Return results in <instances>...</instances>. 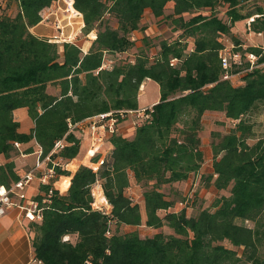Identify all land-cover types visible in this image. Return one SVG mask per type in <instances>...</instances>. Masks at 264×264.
Wrapping results in <instances>:
<instances>
[{
  "label": "trees",
  "instance_id": "obj_1",
  "mask_svg": "<svg viewBox=\"0 0 264 264\" xmlns=\"http://www.w3.org/2000/svg\"><path fill=\"white\" fill-rule=\"evenodd\" d=\"M54 1L16 0L13 15L6 6L0 13L1 185L9 187L22 174L11 159L20 154L14 141L32 143L21 148L25 154L37 143L45 156L69 123L108 112L118 120L120 110L138 109L146 79L158 84L159 100L130 138L110 135L112 149L96 170L80 164L70 174L55 167L59 175L71 176L64 192L51 186L53 180L39 184L35 199L42 207L41 220L28 225L34 257L42 264H264V136L255 138L246 118L264 103V72L253 70L234 85L221 79L218 58L237 20L257 15L250 27L264 32V0L247 12L241 7L249 0H73L82 32L95 31L87 52L76 42L54 43L30 31L40 22V11ZM169 3L179 34L162 40L152 59L143 54L121 58L135 44L130 34L140 29L145 10L162 18ZM216 6L225 9L224 18ZM114 54L120 58L108 67L106 56ZM18 108H25L33 121L28 133L19 130L14 118ZM209 111L224 112L235 121L228 131L213 133L207 176L217 191L227 193L187 215L183 209L171 210V200L158 185L185 180L199 170L204 158L200 132ZM65 141L53 158L77 157L79 138L68 132ZM95 156L92 163L99 158ZM131 181L153 182L143 192L142 204L126 191ZM96 182L111 207L109 214L91 206ZM139 225H166L173 233L141 238L120 231L121 226Z\"/></svg>",
  "mask_w": 264,
  "mask_h": 264
},
{
  "label": "rangeland",
  "instance_id": "obj_2",
  "mask_svg": "<svg viewBox=\"0 0 264 264\" xmlns=\"http://www.w3.org/2000/svg\"><path fill=\"white\" fill-rule=\"evenodd\" d=\"M6 1V8L7 12L13 15L17 10V3L16 0H5ZM262 0H249L247 2L242 3L241 11L247 12V10H253L255 6L261 5ZM56 5V9H58V19L63 20L65 23L67 21L71 22V12L68 10L67 12L64 11L65 4L63 0H59ZM55 5L53 6L55 8ZM60 8V9H59ZM172 8V3H169L166 7L164 16L162 18H155L153 15H151L150 11L144 12L142 19L140 21V31L143 32V29L145 26L152 25L154 28V32L150 33H144V37L139 40L138 43L135 42V44L128 49V52L124 54L121 58L126 57L125 59H133L135 58L136 54H143L145 56L150 57L152 59L153 53L158 51L159 43L162 40H172L174 39L179 32L174 31V21L173 18L170 17ZM217 10L219 11V15L223 16L224 18V8L220 6H216ZM107 17V15L105 16ZM71 18V19H70ZM62 23L64 25V34L65 36H73V31H76L78 26L81 24V22L78 24V26L73 27V23L71 22L69 25H66L65 23ZM110 22H113V20L110 19ZM48 26H50L48 23H44ZM72 24V25H71ZM247 25L245 23V19L237 20L233 23V25L230 27V34L229 37L235 36L238 38L242 43H245L246 45H250L253 43L262 42V38L255 36L254 34H251L250 31L246 29ZM70 28H73L72 30ZM31 31V29H30ZM253 31V30H252ZM95 34V31H92ZM75 34V33H74ZM77 35L74 37H71L73 42H76L81 46V44L84 41V38L87 37V39H90L93 35L90 34H84L82 30H78L76 33ZM106 62L108 67H110L113 63L117 62V59L120 58L118 55H107L106 56ZM234 85L241 84L242 81H234L232 82ZM140 89V88H139ZM152 106V105H151ZM148 107V106H145ZM144 108V107H139ZM15 118H18L17 116ZM246 118L249 119L250 123L253 124L254 129V135L256 137H262L264 136V103L258 104L252 111H250ZM94 121L97 125L103 124L106 130V136L104 138V141L102 142V145L98 147L97 150H100L101 154H104L107 151V146L109 145V137L111 134H120L125 137H129V134L133 130L135 126H137L141 121L145 120V117L138 116L136 113H130L126 116L120 117L116 125H113V131H109V118L105 119H91L90 121ZM203 124L202 129L200 132V138H201V149L203 151V163L201 166L203 167V175L200 178V176H196L195 180H182L179 182H171L166 183L162 185H158V188L160 191H162L166 197L171 200L172 206L171 210L179 211L181 209L185 210L187 215H195L199 210H201L204 207H207L211 205L213 200L217 197V195L220 194H226L227 190H221L217 191L212 184L207 180V176L209 175V165L211 164V143L216 138L214 137L213 133L220 132L224 133L228 131L229 129L233 128L235 121H232L224 116V112H215V111H209L206 112L203 117ZM29 124V123H28ZM89 126V120L82 121L81 127L83 130L88 128ZM125 126V127H124ZM25 128H28V125H25ZM25 129V130H26ZM74 134L79 138L80 146H79V153L77 155V161L81 160V156L84 152V144L86 139V133L83 131L81 132L80 129L75 128ZM88 136V135H87ZM89 139V138H88ZM255 139H250L249 142H253ZM32 143H28V145H31ZM90 144V140H89ZM28 145H22V149L27 147ZM34 146V145H33ZM91 148V144L89 145ZM35 148V146H34ZM89 148V149H90ZM104 152V153H103ZM99 153V152H98ZM106 154V153H105ZM11 159L14 160L16 169L20 173H24L26 170L31 168V166L34 164L35 161V155L34 154H28L26 156H22L21 154H13L11 156ZM0 161L3 162L4 158L0 156ZM81 164V163H80ZM94 168H96L93 165ZM74 168V166H73ZM75 169V168H74ZM73 169V170H74ZM67 180H63V182L66 183ZM153 182H144L141 184H137L134 181H131L130 185L127 188V193L133 198L135 202H138L139 204H142V194L146 189H150L152 187ZM59 187V186H58ZM64 192V191H62ZM162 214V211H161ZM144 215V213H143ZM245 224L252 226V222L246 221ZM114 227V226H113ZM121 232H134L139 237H150L153 236L155 233L162 232L164 234H172L173 230L169 228L168 226H163L161 228H150L144 225L139 226H121L120 227Z\"/></svg>",
  "mask_w": 264,
  "mask_h": 264
},
{
  "label": "built area",
  "instance_id": "obj_3",
  "mask_svg": "<svg viewBox=\"0 0 264 264\" xmlns=\"http://www.w3.org/2000/svg\"><path fill=\"white\" fill-rule=\"evenodd\" d=\"M59 0L54 1L50 6L42 9L40 11L41 20L39 23H48L51 28H53L54 33L48 37L50 42L54 43H63V42H73L71 37L73 36H65L64 34V25L62 24L64 21L58 19V9H56V5ZM64 1V0H63ZM65 9L67 12L69 9V4L64 1ZM55 5V8L53 7ZM6 6L5 0H0V13L4 10ZM60 9V8H59ZM257 15L251 16L245 19V23L247 25L246 29L250 31L251 34H254L257 37L262 38V42L253 43L250 45H246L245 43L235 44L230 38H225L223 41V46L218 52V58L220 67L222 70L221 79L228 80L230 82L238 81L253 70H259L264 72V32H255L252 31L250 24L254 20ZM65 23V22H64ZM69 25V21L65 23ZM248 47L256 48V51H249ZM175 60H171V64ZM151 106L138 108L134 110H120V117L126 116L130 113H136L138 116L148 118V109ZM105 119L109 118V131L112 132L113 125H116L117 119L111 114V112L99 114L97 116L87 118L89 120V126L85 130L82 129L81 123L82 121L71 124L69 123L68 131L63 135L62 138L58 139L50 151L45 156H42L41 148L37 143H34L35 150L30 153L35 155L34 164L26 170L23 174H21L20 178L13 182L9 187L0 184V216H2L8 209L16 208L18 210L19 218L26 219L28 221H40L41 220V210L42 207L39 204V201L35 199V196L29 197L26 195V187L30 185L32 182H37L39 184H49L50 180H53L51 186L58 189L60 192L61 189L56 185L57 180H61L63 177H66L70 180L71 176L59 175L56 172L55 167L60 168L61 170H67L70 174L75 171V163L74 159L69 161H63L60 158H53L52 155L60 151L65 145V137L68 132L74 133V129L78 128L88 135L90 140L91 148L87 151L90 154L89 163L87 164L89 167L96 170L100 165L103 164L104 156H102L100 150H97L104 138L106 136V130L103 124H96L91 119ZM13 146L20 151L22 156H26L21 151L22 143L14 141ZM99 158L95 162L98 167L94 168L93 163L91 162V158L98 154ZM74 165V168H70V165ZM74 169V170H73ZM52 188L48 190V195L51 193ZM91 193L93 196V201L91 206L93 209L101 211L102 213L109 214L111 207L105 198L102 187L99 182L94 183L91 186ZM45 199L42 200L44 202ZM68 236L64 237V240H67ZM33 264H42L40 260H37L35 257L32 260Z\"/></svg>",
  "mask_w": 264,
  "mask_h": 264
},
{
  "label": "crops",
  "instance_id": "obj_4",
  "mask_svg": "<svg viewBox=\"0 0 264 264\" xmlns=\"http://www.w3.org/2000/svg\"><path fill=\"white\" fill-rule=\"evenodd\" d=\"M17 7V6H16ZM71 12V22L74 26H78V24L81 22V24L78 26L77 30H72L73 28H70L73 31V37L76 36L78 30H80L83 26V20L80 13L73 9L72 6L69 7ZM146 11H150L149 9H146ZM151 13V11H150ZM74 15V16H73ZM152 15V14H151ZM81 20V21H80ZM69 21V23H71ZM72 25V24H71ZM31 32L39 37H46L48 38L51 34L54 33L53 28L50 26L44 24V23H38L37 25L33 26L31 28ZM144 33H150L154 32V28L152 25H147L143 29ZM142 31L140 30H134L131 32L130 37L131 40L135 41L136 43L139 42L144 37ZM75 33V34H74ZM92 34L93 36L90 39L84 38L83 43L81 44V50L83 52H87L92 39H94L95 34L91 31L88 35ZM159 100V89L158 84L155 81H152L150 79H146L140 86L139 92H138V107H145V106H151L158 102ZM18 118H15V117ZM14 118L19 122V130L21 132L28 133L30 129L33 126V121L29 118L27 115V111L25 108H18L14 111ZM88 119H85L84 121H87ZM29 123V124H28ZM28 125V128H25V125ZM125 127V126H124ZM26 129V130H25ZM134 131H131L129 134V137L132 136ZM89 139L86 135L85 144L84 146V152L82 156L80 157L81 160L77 161V158L74 159L75 168L77 169L78 166L84 163H89L90 159V152L87 153L89 150ZM26 147V146H25ZM112 149L111 144L107 146V151L102 154L104 158L106 157L107 153ZM95 158L99 157V153L96 154ZM212 158V154H211ZM212 160V159H211ZM211 162V161H210ZM93 165L97 168L98 165L93 162ZM203 167L201 166L199 170L196 173H193L189 175V177L185 180H195L196 176L202 177L203 173ZM75 169V170H76ZM209 174L212 172V166L209 165ZM184 181V180H183ZM59 180H57L56 185L58 186ZM69 182V179H67L66 184ZM179 182V181H176ZM175 182V183H176ZM60 185V184H59ZM68 187V186H67ZM61 189V186H60ZM65 189H61V191H65ZM38 183L32 182L30 185L26 187V195L29 197L35 196L39 193ZM18 210L16 208H10L8 209L2 216H0V264H33L32 260L34 258V251L31 244V232L28 230V225L31 221H28L23 218H19L18 216Z\"/></svg>",
  "mask_w": 264,
  "mask_h": 264
},
{
  "label": "bare ground",
  "instance_id": "obj_5",
  "mask_svg": "<svg viewBox=\"0 0 264 264\" xmlns=\"http://www.w3.org/2000/svg\"><path fill=\"white\" fill-rule=\"evenodd\" d=\"M64 1H66L68 4H69V7L70 6H72V2H73V0H64ZM76 12V11H75ZM74 16V15H73ZM81 21V20H80ZM68 178H64L63 180H67ZM63 180H61V181H59L58 182V186H59V188H60V186H61V188H64L67 184L65 183V182H63ZM60 184V185H59Z\"/></svg>",
  "mask_w": 264,
  "mask_h": 264
}]
</instances>
